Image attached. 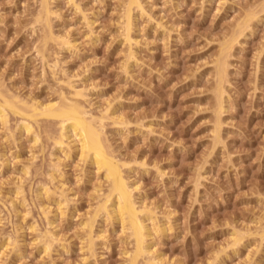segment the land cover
<instances>
[{
  "label": "rangeland",
  "instance_id": "rangeland-1",
  "mask_svg": "<svg viewBox=\"0 0 264 264\" xmlns=\"http://www.w3.org/2000/svg\"><path fill=\"white\" fill-rule=\"evenodd\" d=\"M137 1L0 0V264H131L62 99L129 184L134 264H264V0Z\"/></svg>",
  "mask_w": 264,
  "mask_h": 264
},
{
  "label": "bare ground",
  "instance_id": "bare-ground-1",
  "mask_svg": "<svg viewBox=\"0 0 264 264\" xmlns=\"http://www.w3.org/2000/svg\"><path fill=\"white\" fill-rule=\"evenodd\" d=\"M130 2L131 4H134L138 1L130 0ZM224 72L225 67H220L221 77ZM6 105L15 111L17 109V106H14L12 103L7 102ZM81 106L77 102L73 103L67 101L66 99H62L60 104L50 103L46 107L44 106L45 108H41L42 110H40V114L60 119L64 125V129H66V127L70 128L71 131L80 139L82 153H86L88 155L87 157L90 156L94 163L97 164L98 168L105 171L106 178L110 180L112 194H115L116 196L114 197L117 198V213L122 218L123 223H128L132 236L135 239V251L131 260V264H134L135 260L146 250L145 226L139 217V212L136 208L131 189L128 186L129 184H127V180L125 181L122 176L123 174L120 170V164L110 155L111 151L109 153V150L103 141L104 139L101 131L102 126H99V128L97 126L98 123L96 125V122L92 119L90 120L87 117V112ZM14 107L16 109H14ZM0 112L3 114V106H0ZM24 128L31 130L28 124L24 125Z\"/></svg>",
  "mask_w": 264,
  "mask_h": 264
}]
</instances>
